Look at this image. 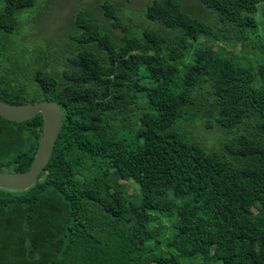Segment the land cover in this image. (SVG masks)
<instances>
[{"label": "trees", "instance_id": "obj_1", "mask_svg": "<svg viewBox=\"0 0 264 264\" xmlns=\"http://www.w3.org/2000/svg\"><path fill=\"white\" fill-rule=\"evenodd\" d=\"M197 1L139 22L105 0L32 52L15 35L36 0H0V100L63 111L37 183L0 189V264H264V0ZM199 121L222 149L184 138ZM43 127L0 116V173L31 168Z\"/></svg>", "mask_w": 264, "mask_h": 264}, {"label": "rangeland", "instance_id": "obj_2", "mask_svg": "<svg viewBox=\"0 0 264 264\" xmlns=\"http://www.w3.org/2000/svg\"><path fill=\"white\" fill-rule=\"evenodd\" d=\"M105 0H36L34 8L27 10L19 15L20 27L18 34L15 35L18 49L21 51L38 50L40 45H61L66 43V35L70 32L69 25L76 13L84 11L90 16L103 22L104 18L100 15L99 5ZM117 4L121 10L123 18H132L141 22L145 17V8L148 3L153 0H110ZM182 4L194 11H187L195 16L204 17L206 11L199 6L197 0H180ZM3 9V4L0 2V11ZM210 12V11H209ZM210 15V14H209ZM209 24H215V19L206 21ZM107 24V23H106ZM119 33V32H117ZM56 46V45H55ZM185 139L194 141L203 145L206 149L220 150L223 148V143L228 136L222 134L217 128L208 130L202 122H192L188 125H183L179 129ZM181 134V135H182ZM130 194H136L137 188L134 183ZM168 225L167 222H165ZM162 250L158 249L159 253L172 255L173 252L166 248L164 241L161 242ZM184 262V261H183Z\"/></svg>", "mask_w": 264, "mask_h": 264}, {"label": "water", "instance_id": "obj_3", "mask_svg": "<svg viewBox=\"0 0 264 264\" xmlns=\"http://www.w3.org/2000/svg\"><path fill=\"white\" fill-rule=\"evenodd\" d=\"M44 119L43 133L31 168L23 173L1 172L0 189L26 191L39 180L51 161L63 125V111L52 100L37 103L8 104L0 100V116L11 122H25L38 115Z\"/></svg>", "mask_w": 264, "mask_h": 264}]
</instances>
